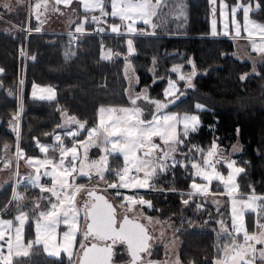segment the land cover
I'll return each mask as SVG.
<instances>
[{
    "label": "trees",
    "instance_id": "1",
    "mask_svg": "<svg viewBox=\"0 0 264 264\" xmlns=\"http://www.w3.org/2000/svg\"><path fill=\"white\" fill-rule=\"evenodd\" d=\"M13 1L0 0V5ZM225 1L229 5L237 2ZM260 3L261 8L253 10L251 16L264 22V0H260ZM211 8L209 0H168V6L159 9L157 16L152 18L155 27L152 24H138L139 31L143 27L141 31H156L155 34H137L132 37L120 33L118 40L109 33L101 38L95 34H84L78 35L77 42L73 44L70 43V35L62 28L39 27L32 18L30 20V26L35 31L29 34L32 60L27 66L24 86L26 101L20 136V148L26 153H38L36 140H51L59 131L63 133L67 143L83 137L90 126L98 124L101 106H132L128 95V66L138 78L135 92L140 93L145 87L151 99L171 100L172 97H164V88L170 77L177 78L178 98L164 110L195 101L205 105L204 110L200 111L202 123L197 131L190 133L187 138L181 137L185 140L184 144L170 153L178 162L175 173L169 174L158 169L151 178L158 189H165L144 193L145 199L152 202V207L144 206V210L172 223L176 228L180 239L181 264H215L224 252L221 246L237 242L242 236L234 235L230 239V235L225 233L231 221L227 195L221 196L222 206L217 208L212 200L218 196L217 193H199L187 199L188 194L182 192L191 189L194 179L192 163L189 162L191 159L202 160L204 153L214 142L228 153L233 143L240 140L243 148L234 155L245 169L238 175L240 191L243 194L259 193L264 196V60L253 71V64L239 58L235 52V39L223 35L208 36L212 31ZM216 8L217 15L219 13L217 6ZM106 10L111 12L110 4H106ZM0 13L12 20V15L6 9L0 7ZM87 14L92 17L100 12L95 10ZM101 20L108 26L107 32L111 31L114 21L120 22L118 17L111 16L102 17ZM27 23L25 0L19 6L17 24L25 27ZM95 24L92 20L89 21L83 31L91 30ZM98 24L101 25V22ZM1 28L0 68L4 71L0 73V154L8 148L15 153L17 139L13 123L17 121L14 117L19 116L16 110L19 108L21 85L18 46L26 35L20 28L3 19H0ZM70 28L69 30L75 29L74 25ZM128 39L132 40L135 51H116V46L128 48ZM108 47L116 51L110 58L103 56V51ZM154 61L155 67H152ZM193 64L194 87H188L184 81L179 80V75L187 76L192 73ZM174 67H179L180 73L172 72ZM242 76L246 78L241 79ZM35 83L54 85L57 96L43 100L31 96L30 87ZM146 104L147 101H144L142 107ZM71 117L81 123L86 122L85 128L75 138L64 134L69 128L78 125L71 122ZM197 148L203 149V152L196 151ZM55 153L59 154L58 151ZM122 166V157L111 155L104 172L108 181L99 183L117 181L112 168L118 167L120 170ZM93 179L95 180L87 176L78 177L79 183L83 185L90 184ZM21 188L23 197L30 202L41 200L45 193L40 187L28 184H23ZM214 190L223 189L218 187ZM106 191L116 200L121 199V196L116 195L117 189ZM14 194L12 184H5L0 189V208L9 204ZM185 198L187 204L184 203ZM200 204L203 207H199ZM258 211L261 218L264 217V211L260 208ZM253 217L254 215L250 217L252 222L249 221L251 230ZM84 224L85 222L83 227ZM153 250L154 256L164 255L162 244H158ZM80 251L79 248L77 255ZM123 255L120 253L121 259ZM21 259L28 261V264H67L63 260L46 256L42 251H35L30 259Z\"/></svg>",
    "mask_w": 264,
    "mask_h": 264
},
{
    "label": "snow or ice",
    "instance_id": "2",
    "mask_svg": "<svg viewBox=\"0 0 264 264\" xmlns=\"http://www.w3.org/2000/svg\"><path fill=\"white\" fill-rule=\"evenodd\" d=\"M25 0H15L16 5L24 4ZM212 5L211 14L215 17L217 12V0H209ZM70 4L71 0H56V4ZM84 10L95 11L99 10L100 16H92L93 23H100L102 17H118L122 22V26L127 29L128 32L135 33V23L137 21L142 22L144 25L152 24V18L157 16L158 10L162 7L168 6V0H81ZM106 4H110L111 12L106 10ZM221 14L224 20V34H228V19L229 14L235 23V35H241V24L235 20L236 14L242 11L244 19V30L248 37H254L258 35L260 42L257 43L255 39L252 40V50L264 56V23H257L250 20L249 14L255 9L261 8L260 0H237L236 3L229 5L225 0H220ZM3 9L13 11V4L4 3L0 5ZM35 9H39L41 5L35 4ZM38 18V17H37ZM2 19V17H0ZM131 21V23H126ZM87 22V19L85 20ZM155 27V24H152ZM121 25H113L111 31L113 33H120ZM82 27H77L76 32H82ZM103 31V29H101ZM212 34H216V21L213 20ZM129 52L132 49V40H128ZM112 55L111 50L108 51L107 58ZM35 59V57H33ZM191 63V62H189ZM264 63V62H262ZM193 72L187 76L180 74L179 80L184 81L188 87H194L192 84V77L195 75V65H192ZM4 70L0 68V73ZM174 73H180L179 67L171 69ZM255 71V69H253ZM246 76H242L241 79H245ZM168 87L165 89L164 97H172L171 100L162 101L160 99H151L147 95V89L144 90L142 95H137L131 98L130 102L132 107L122 108H108L101 107L100 120L98 126L91 127L87 132L88 141H79L73 143L71 147H66L61 142L59 135L55 136V140L60 142L58 148H54V151L60 153L58 163L53 165L55 158H48L38 162L36 166L37 175L32 179L33 184H36L40 180L39 168L40 166L53 165L52 172H45V175L53 176V185L51 188L41 187V191H47L55 197V202L49 198L47 210L36 212L39 208V203L35 205V208H29L30 212H33L36 216L35 223V239L27 244L22 242V234L29 220L28 212L23 210V205L20 201L23 197L19 193H15L9 204L0 208V216L9 212V208L14 206L16 209L15 215L11 219H0V264H14V258H16V264H28V261L21 259L29 257L30 251L33 250L34 245L43 244L44 251L49 255L59 256L60 251L67 252L68 257L72 264H114V256L116 255L114 249L120 245H126V250L130 256L128 264H154L151 260V248L149 241L152 237L148 234V231L144 224L135 222L133 219H129L125 215L122 221L117 220L116 209L113 204L109 203L103 196H97L94 191L87 190L84 185L73 186L69 183V177L72 173L77 171L76 161L81 159L78 156L77 143L84 146L83 160H87V148L88 144H96L100 142L105 145L104 151L109 152H122L124 156L125 166L116 171L118 176V183H109V188H145L152 187L149 184V178L154 177L159 169L161 172L167 170L168 167H174L176 163L174 155L171 157V164L168 163L170 158V152L174 153L179 145L184 144L185 140L181 137L187 138L192 132H196L200 125V118L195 114L184 113L183 115L178 113H165L162 110L168 108L169 104L174 103L178 97L176 93L179 91L177 87L178 81L168 80ZM45 91V90H42ZM49 95H41L39 99H52L54 93L51 88L46 89ZM35 96V92H33ZM138 100H144L154 105L156 111L151 114V119H143V108L137 105ZM197 110H204V106L197 103L195 105ZM108 113L107 120L104 117V113ZM18 119V116L14 117ZM72 123L78 124L79 129H84L85 124L76 120L75 117L70 118ZM182 125V130L178 131V128ZM72 137L79 136V131H72L67 133ZM155 137L163 142L167 146L168 150L161 148L160 144L154 141ZM42 152H47L49 146L42 145L37 141ZM110 146V147H109ZM195 148V146H193ZM5 148L7 146L5 145ZM196 151L203 152V149L197 148ZM160 154L157 155L156 153ZM139 153V155H138ZM23 153L17 147V156H21ZM226 154L219 151V146L214 142L212 146L207 150V158L201 163L193 162L191 167L196 170V175L202 177L209 184L215 179L223 182L228 188L229 192L236 191L238 185L235 183V175L243 173L244 168L235 167V161L221 159ZM70 156V160L65 162V157ZM32 159H29V163H32ZM10 163V162H9ZM226 164L228 169L232 172L225 178L220 171L215 167L216 164ZM107 158L101 157L98 161H92L85 165L81 164L79 174L88 176L93 168L96 169V175L103 179V170L106 169ZM85 167L89 169L85 172ZM57 169H60L57 172ZM132 171L136 173L143 172L144 177H133ZM191 187L198 192L207 191L206 186H202L197 183H193ZM85 191L87 196L94 197L91 203L85 201L83 204L84 214L83 219L85 221V231L82 233L83 240H87L89 236L94 241L90 245L81 242L79 248L82 252L76 255L71 250L75 247L76 235L78 232V225L80 223L79 217L81 213L76 207L75 196L77 193ZM254 192V190H253ZM117 196L121 193L117 192ZM130 207L126 211H134L131 206L146 205L152 207L150 200H145L142 196L139 198L135 196L127 197ZM260 204H257V201ZM67 203V207L64 205ZM188 203L187 200L184 201ZM123 207V205H121ZM260 208L264 211V196L257 197L252 195L244 200L240 204V210H237L236 201L233 200L232 216L233 226L236 229V233L243 232V244L234 243L232 245V251L229 253V245L225 244L224 258L218 259L215 264H264V217L258 218L254 224V229L259 231H253L249 234L243 221V210L248 209L253 213L256 209ZM149 222L151 218H147ZM239 221V224L236 222ZM18 222V223H15ZM63 223L68 226V231L63 233V246L53 245L51 242L56 240L57 228ZM236 233L229 236L231 239ZM103 242V243H98ZM251 242V243H249ZM256 245L261 247L258 249ZM6 249V254H5ZM143 253L148 256L147 261L142 258ZM176 264H180L177 260Z\"/></svg>",
    "mask_w": 264,
    "mask_h": 264
},
{
    "label": "rangeland",
    "instance_id": "3",
    "mask_svg": "<svg viewBox=\"0 0 264 264\" xmlns=\"http://www.w3.org/2000/svg\"><path fill=\"white\" fill-rule=\"evenodd\" d=\"M90 2H91V0H90ZM37 3H39L41 5V7L38 10L35 9V7H34L35 4H37ZM14 4L16 5L15 2H14ZM216 6L218 7V13L219 14L215 15V17L212 16V18H211L212 25H213V20L216 21V34L215 35L216 36H219V35L222 36L223 35V36H226V37H230L231 39H235L237 41V43H236V51L235 52L237 53L238 57L243 59V60L250 61L253 64V69L256 70L258 63H260V62H262L264 60V56H261L259 53L253 51L251 45H252V40L253 39H255L257 41V43H259L260 42V37L258 35L254 36V37H251V38L248 37L247 35L245 36V34H247V33H246V31L244 30V27H243L244 19H243L242 12L237 13L236 17H235V20L238 21L241 24V35L240 36H236L235 35V27H236V25H235V23H233V19L231 17V14H229V19H228V24H229L228 34L225 35L224 33H222V31L225 32V29H224V20H223L222 14H221L220 0H217V5ZM254 10H256V9H254ZM87 12H89V11H87ZM87 12L84 10V7H83V4L81 3V0H71V3L67 4V5L64 4V3L56 4V0H27V16H28V18H32L39 27L62 28L65 32H67L70 35V39H71L70 43H72V44L77 42V36L75 34V32H76L75 29L77 27L85 28L86 23L91 21V17L87 14ZM96 16H100V14H98ZM249 16H250V18H252L254 20H257V19H255V18H253L251 16V13H250ZM86 19H87V22H85ZM257 21H259V20H257ZM126 23H131V21H128ZM139 23H142V22L137 21L135 23L136 31L137 30L139 31V29H138V24ZM257 23H264V22L259 21ZM73 25H74L75 29L69 30V29H71L70 27H72ZM113 25H121L120 32L124 30L125 33H122V34L128 35V36H132V37H135L137 34L143 35V34H155L156 33V31H150V32L141 31L142 28H143L142 27L139 32H136L134 34H129V33H126L127 29L122 26V22L121 21L120 22H116ZM101 26H102L103 31L98 30L97 27H95V26H94V28H92L89 31L92 32V33H95V35H97V36H99V38H101L102 36L105 35V31L106 32L108 31L107 27L105 25V21L101 20ZM66 28H69V29H66ZM146 28L151 30V28L148 27V26ZM108 33L112 34L113 36H115V38H114L115 40H118L117 37H118V35L120 33H113L112 31H109ZM215 35H213L212 31H211V33L208 36H215ZM19 46H20V43H19ZM116 47H117L116 51L124 50L123 53H126V51L129 49V47L127 48V46L122 47L123 49H121L118 46H116ZM109 50H111V52H112L111 56H113L114 52H116L114 48L108 47V49L103 51V56L104 57L107 58ZM18 61H19L20 65H21V77H20L21 85L19 87V89H20L19 108L16 110V113L19 115L18 116L19 119H17V121L15 120V122L13 123V126H15V129H16L15 133H16V139H17L16 140L15 153H13L10 150V148L4 149V151L8 150V153H5L4 151H2L1 154H3L2 158H4V165H3V159L2 158H1V163L2 164L0 165V168L3 169V167H4L5 170L8 171L9 178H10V180L12 179V181H10L8 183L12 184V186H15L16 184H19V183H17L18 181L22 182L23 180H27V181L32 182V179H30V178H34L37 175L36 166H37L39 161L44 160V159H48V158H55L54 161H53V165L55 163H58L59 158H60V153L57 155L55 153L56 151L53 150L54 148L60 146V142H57L55 140V136L56 135H59L61 137V142L63 143L64 146L71 147L73 145L74 141L75 142H79V141H86L87 142L88 141L87 132L91 129V127L98 126V124H99V121H98L97 125L90 126L87 129V132L83 135V137L76 138L71 143H67V141L63 137V133L61 131L57 132L52 137L51 140L44 141V140H38L37 139L36 143H37V141H39L40 144L49 146L48 151L47 152H42L40 150L39 145L37 144L38 149H39L38 153H35V154L34 153H26L25 150L20 148V143H21L20 136H21V129H22V121H21L22 119L21 118H23V116H22L23 112H24V108L23 107H24V103L26 101L25 100L26 93L24 92V86H25L26 77L24 79V75L22 74V62L19 60V57H18ZM29 62H28V64H29ZM155 63L156 62L154 61L152 67H155L154 66ZM126 74H127L128 79H129V87H128V95H129V97L130 98H134L137 95H142L146 88L145 87L142 88L140 90V93H136L135 92L134 87L138 83V78H137L135 72L133 71V69L131 67L128 66L126 68ZM170 79L178 81L177 78L170 77L168 80H170ZM167 87H168V84L166 83L164 91H165V89ZM177 87L179 88L178 84H177ZM49 88H51L53 90L54 98H55L57 96V90H56L54 85H50V84H42V85L41 84H37V83L33 84L30 87V95L33 96V92H35V96H33L35 98H39L41 95L47 96V95H49V93L46 91V89H49ZM42 90H45V91H42ZM147 93H148V90H147ZM54 98H52V99H54ZM143 102H144L143 100H138L137 101V105L138 106H142ZM197 103L203 105L204 108H205V105L203 103H201L199 101H195V102L188 103V104L183 103L178 108L162 110V111L165 112V113L171 112V113H178V114H181V115H183L184 113L198 115L199 118H200V125H201V123H202V117H201V114H200L201 110H197L195 108V105ZM101 107H103L105 109H108V108H122V107H132V106H124V105H122V106H120V105L119 106L118 105L117 106H107V105H104V106H101ZM151 114H152V112L149 113V114H146L144 118L145 119H151ZM100 115L101 114L99 112V120H100ZM104 117L107 120V117H108V113L107 112L104 113ZM181 130H182V125L178 128V131H181ZM72 131H79V133H80L81 129H79L78 125H74L73 127H71L68 130H66L64 132V134L67 135V133L72 132ZM70 137L73 138L72 136H70ZM154 141L157 144H160L161 148H164L165 150H168L167 146H165L163 144V142L159 139V137H155ZM14 143H15V141H14ZM216 144L218 145V143H216ZM76 146L78 147V156H80L81 159H78L76 161L77 171L72 173V176L69 177V183L72 184L73 186L80 185L78 183L77 179L80 176H84V175H80L79 174V169H80V166H81L82 163L87 165V164L91 163L92 161H98V160H100L101 157H105L106 156L107 164H108L110 156L113 155V154H116L118 157H122V162H123L122 168L125 166L124 156H123L122 152H109V153H106L104 151L105 145L101 144L100 142H97L96 144H92V143L88 144V148H87V157H88V159L86 161L83 160L84 146L79 144V143H77ZM242 146H243L242 142L240 140H237V141H235L233 143V145L231 146L230 151H228V153L225 150H222V148L219 147V151L226 154L224 157H222V158H224L223 160L235 161V165L234 166L242 168L241 163H239L236 160V157H234V155L236 153L241 151ZM17 147L21 150L23 155L17 156ZM170 153L172 154V152H170ZM156 154L159 155L160 153L157 152ZM138 155H139V153H138ZM31 158H35V159H32V163H29L28 161ZM206 158H207V152L204 153L202 160L200 159V161H197V160L191 159L189 162H191V163H193V162L201 163ZM68 160H70V156L65 157V162L66 163L68 162ZM53 165L40 166V168H39L40 180L37 182V184L44 185V183H46V184L50 185L49 187L46 186V188H51L52 187V185H53V176L52 175H45L44 173L46 171L51 173L52 169H53ZM215 167H216V169L218 171L221 172V174H223L225 176V178H227V176L232 172L231 169H228L226 167V164L221 165L219 163V164H216ZM84 170H85V172L89 171V169L87 167H85ZM117 170H119L118 167L112 168V171L115 172V173H116ZM59 171H60V169H57V172H59ZM104 172H105V170H103V179L102 180H104ZM193 175H194V179L192 180L191 185L195 182V183L200 184L202 186H206L207 191L213 190V189L218 188V187L223 189L221 191H223L225 193V195H227L226 201H227L228 208L230 210L231 222L232 223H233V216H232L233 200L235 199V201H236L237 210H240V204L244 200H246L248 197L254 195L253 193H247V194L241 193L240 187H239V184H238V175L239 174L235 175V183L238 185V189L236 191H232V192H229V190L226 187V185L223 182H220L218 180L214 179L209 184L202 177L196 175V170L195 169H193ZM87 177L89 179L95 178V180L96 179L100 180V178L96 175V169L95 168H93L91 170L90 174ZM138 177L139 178H143L144 177V173L140 172ZM151 178L152 177H150L149 179H151ZM95 180L93 179L92 182L87 180V181L90 182V184L85 185V188L88 189V190L97 189L99 191H101V190L105 191L99 185V183H97V181H95ZM112 182L113 183H118V180L117 181H112ZM20 185L22 186V184H19L18 186H20ZM97 185H99V186H97ZM104 188L106 189V188H109V187L106 186ZM117 190H118V192L123 194V196L120 195L121 199H119V200H116L115 197H114L115 200H113V199H111V200L113 201V203L115 201L119 202V205H118L119 207H121V205H123L122 208H125V206L130 207V205L128 203V200H127V197H129V196H135V197L139 198L137 193H136V191L133 190L132 188H123V189H121V187H120ZM182 192L188 194L186 196L187 199H189L191 195L199 194V193H196L195 189H193L192 187H191V189L188 192H187V190L182 191ZM204 192H206V191H204ZM15 193H19V195L23 197V194H22L21 191L20 192L16 191ZM81 193H82V191L80 193H77L76 196H75L76 207L79 210V212L81 213V216L79 217L80 223L78 225V232H77V235H76L75 247H73L71 249L73 251V253L76 254V255L78 253L79 244L81 242H83L82 241V231H83V223H84V220H83L84 207H83V205L81 203ZM105 193H107V195H109L110 198H111L112 195H110L107 191H105ZM42 195H44L43 198L38 197V198H41V200H34L33 202H31L32 203L31 207L23 206V210L25 212H28V215H29V220L26 222V225H25V228H24V231H23V234H22V242L25 243V244H27V243H29V242H31V241H33L35 239L36 216H35V214L33 212L29 211V208H35V205L37 203H39V208L36 209V212L38 213L39 211L47 210V206L48 205L45 206L44 204L45 203H47V204L49 203V198L52 200V202H55V197L52 196L51 193L45 191V193L42 194ZM117 197H119V196H117ZM143 198L145 199V196H143ZM186 198H185V200H186ZM145 200H147V199H145ZM25 203H27V202L24 199L20 201L21 205H23ZM259 204H260V201H259ZM64 206L67 207V203ZM144 206H146V205H143V206L142 205H135V206H131V207H133L136 211H139V212L143 211V212L149 214L147 211L144 210ZM199 207H203V204H200ZM9 210L10 211L8 213L3 214L2 216H0V219H11V218H13V215L17 214L16 213V209H15L14 206H11L9 208ZM252 215H254V213L252 211H250L248 209H244L243 210V221H244L245 227L246 226L250 227L249 226V221L252 222V218H250V217H252ZM142 218H143L142 219L143 223H145V225L147 226V228H149V230H151V231L153 230V232L156 233L157 229H158V235H157L158 237H159L160 229H164V232L168 235V238H166V240L167 239L169 240V237L171 236V232H173V238H175V241H177V246H178V243H179L180 239H179L177 230H176V228L174 227V225L172 223L168 224L166 221H164L162 219L154 218V217H151V216H150V218H151L150 222L147 219L148 216L143 215ZM15 223H18V222H15ZM236 223L239 224V221H237ZM68 230H69L68 226L63 224V223H61L59 225V227L57 228V230H56V232H57L56 240L52 241L51 243L53 245L63 246V244H64L63 233L65 231H68ZM234 243L243 244L244 243L243 234L241 236V240H239L237 242H233L232 244L229 245V250H228L229 253H231L232 245ZM249 243H251V242H249ZM224 245L225 244H223L221 246L222 249H224L223 248ZM35 251L36 252L37 251H42L46 256L52 257V258L57 259V260H63L67 264H72V262L70 261V259L68 257L67 252L61 250L59 256L49 255L48 252L44 251L43 244L34 245L33 246V250L30 251V253H29V257H26V258L30 259L33 256ZM5 254H6V249H5ZM172 255H174V249L170 248V250L166 254L168 260H172L174 258V256H172ZM224 255L220 259H223ZM165 264H172V262L171 261L170 262H165Z\"/></svg>",
    "mask_w": 264,
    "mask_h": 264
},
{
    "label": "flooded vegetation",
    "instance_id": "4",
    "mask_svg": "<svg viewBox=\"0 0 264 264\" xmlns=\"http://www.w3.org/2000/svg\"><path fill=\"white\" fill-rule=\"evenodd\" d=\"M6 29V28H4ZM3 30L2 28L0 29V31ZM1 86V85H0ZM142 107V106H140ZM143 117H145L146 114H149V113H154L156 111L154 105L150 104L147 102L146 105H144L143 107ZM145 119V118H144ZM88 190V189H87ZM92 191V189H90ZM87 197V194L85 191H82L81 193V203L83 205V203L85 202V198ZM110 198V197H109ZM114 199V196H111L110 200ZM92 198L90 197L89 198V203L92 202ZM119 202H114L113 206L115 207L116 209V215H117V220L118 221H122L123 217L125 215H127L129 217V219H133L134 221H139V223H142L145 225V223H143V215L145 216H148V217H154V218H158L157 216H154L152 214H147L145 212H139V211H126V209L128 208L127 206H125V208H122V207H119ZM169 224V223H168ZM85 225V224H84ZM147 231H148V234L152 237V239L148 242L149 245H150V248H151V260H156L157 262H159L160 264H165V262H172V264H176L177 260H179L180 264H181V259H180V256H179V243H178V246H177V241H175V238H173V232H171V236L169 237V240L166 238H168V235L164 232V229H160L159 231V237L157 236L158 235V229H157V232H153V230H149V228H147V226L145 225ZM85 228V227H84ZM83 243H86V244H89L91 242H93L94 240L92 239L91 236L88 237L87 240H83ZM158 244H162L163 245V251H164V255L162 256H154L153 255V252H154V248L158 245ZM170 248H173L174 249V258L172 260H168L166 254L168 253V251L170 250ZM81 250V249H80ZM116 250V257L114 258V263L115 264H126L128 263V261L130 260V256L126 250V245H120L118 244L115 249ZM82 252V250L80 251V253ZM120 253L121 254H124L122 256V259H121V256H120ZM177 254V255H176ZM142 255V258L147 261L148 259V256L146 253H143L141 254ZM177 257H176V256Z\"/></svg>",
    "mask_w": 264,
    "mask_h": 264
},
{
    "label": "crops",
    "instance_id": "5",
    "mask_svg": "<svg viewBox=\"0 0 264 264\" xmlns=\"http://www.w3.org/2000/svg\"><path fill=\"white\" fill-rule=\"evenodd\" d=\"M14 2H15V0L13 1V3H11V4H13V8H14V10L13 11H8V10H6L9 14H11L12 15V20H10V19H8V18H6L5 16H3V15H1V13H0V17H2V19L3 20H6V21H9L8 23H11L12 25H14L15 27H19L18 25H20V24H17V19H18V15H19V6L20 5H15L14 4ZM255 9V8H254ZM250 15V14H249ZM250 20L251 21H255V22H259V21H257V20H254V19H252V18H250ZM116 23V21H114V23L113 24H115ZM113 24L111 25V27L113 26ZM37 25V24H36ZM95 25H98L99 26V28L100 29H102V26L101 25H99L98 23H96ZM106 25V24H105ZM106 27H107V29H108V26L106 25ZM110 27V28H111ZM66 29H69V28H66ZM83 29H86V25H85V28H83ZM120 33H125V31L123 30V31H121ZM126 33H131V32H126ZM136 33V32H135ZM222 33H224L223 31H222ZM247 34H245V36H246ZM242 148H243V146H242ZM242 150V149H241ZM5 153H8V150H6V151H4ZM239 153V152H238ZM237 154V153H236ZM3 157V154H0V165L2 164L1 163V158ZM3 159V165H4V158H2ZM222 159H224V158H222ZM12 178V177H11ZM116 180V179H115ZM10 181H12V179L10 180V178H9V175H8V171L7 170H5V168L3 167V169L2 168H0V189L5 185V184H7L8 182H10ZM77 181H78V179H77ZM78 183H79V181H78ZM110 182H108L107 183V187H108V184H109ZM113 183V182H112ZM23 184H28V185H30V186H33V187H40V189H41V187H43V188H46V186H50V185H48V184H46V183H44V185H41V184H33V182H30V181H27V180H23L22 181V185ZM80 185H83V184H81V183H79ZM19 184H16L15 186H13V192L15 193L16 191H21L22 190V188H21V185L20 186H18ZM17 186V187H16ZM110 189H112V188H110ZM113 189H115V188H113ZM121 189H123V188H121ZM19 191V192H20ZM194 191V190H193ZM196 191V193H204V194H206V193H214V195H217L218 194V196L217 197H213L212 198V200L215 202V207H217V208H220L221 206H222V199H221V196L223 195V194H225L223 191H221V190H210V191H206V192H198L197 190H195ZM217 193V194H216ZM255 196H257V197H262L263 196V194H259V193H253ZM23 199L27 202V203H25V204H23V206H29V207H31L32 206V203L30 202V200L28 199V198H26V197H23ZM261 203V202H260ZM257 204H259V200L257 201ZM45 206H47L48 204L47 203H45L44 204ZM258 209L259 208H257L256 209V212L254 213V217H253V229L251 230V229H249V227H247V230H248V232H249V234H252L253 233V231H259V229H254V224L256 223V221H257V219L258 218H261V214H259V211H258ZM231 216V215H230ZM263 217V216H262ZM262 222H264V221H262ZM225 233H228L229 235H231V234H233V233H236V229L234 228V226H233V223L230 221V225H228L227 226V228H226V232ZM241 235L243 234V232L241 231V232H239ZM235 236H237L236 234H235ZM230 244H232V243H229V244H227V245H230ZM256 247L259 249L261 246L260 245H256ZM225 254V252H223V254H222V256H220L218 259H220V258H222L223 257V255Z\"/></svg>",
    "mask_w": 264,
    "mask_h": 264
},
{
    "label": "built area",
    "instance_id": "6",
    "mask_svg": "<svg viewBox=\"0 0 264 264\" xmlns=\"http://www.w3.org/2000/svg\"><path fill=\"white\" fill-rule=\"evenodd\" d=\"M95 27H97V26H95ZM22 30L25 32L26 35H25V40L20 43V47L18 49V57H19V60L22 62V74L24 75V79H25L26 73H27L28 62L32 60V56H31L30 51H29V34L34 32L35 30L32 29L29 24L26 27H23ZM88 33H92V32H90V31H82L79 33L75 32L76 36L84 35V34H88ZM69 40L71 41V39H69ZM175 160L177 161L176 158H175ZM168 163L171 164V156L169 158ZM176 165H177V163H176ZM175 166L174 167H172V166L168 167L166 172H168L170 174H174L175 173ZM131 175L133 177H137L138 173H136L135 171H132ZM149 184H151L152 187H145V188H139V189L132 188V189H134L139 196H143L145 191L155 189V182L154 181H152V180L149 181Z\"/></svg>",
    "mask_w": 264,
    "mask_h": 264
},
{
    "label": "water",
    "instance_id": "7",
    "mask_svg": "<svg viewBox=\"0 0 264 264\" xmlns=\"http://www.w3.org/2000/svg\"><path fill=\"white\" fill-rule=\"evenodd\" d=\"M128 40H131V39H128ZM132 51L131 52H129V53H133L134 51H135V49H134V46H133V43H132ZM172 104H174V103H171L170 105H172ZM169 105V106H170ZM83 130V129H82ZM97 183H99V181L97 182ZM102 184L103 183H99V185L100 186H102ZM99 185H97V186H99ZM92 191H94L95 192V194L97 195V196H103V197H105V199H107L108 200V202L109 203H111V204H113V202L108 198V196H107V194L105 193V191H103V190H101V191H99V190H97V189H92ZM89 196H87L86 197V199H85V201H88L89 202ZM92 199H94V197H91ZM135 222H138L139 223V221H135ZM85 227V226H84ZM85 231V228L83 229V232ZM93 242H97V241H93ZM93 242H91V243H93ZM91 243H89V245L91 244ZM98 243H103V242H98ZM79 254H80V252H79ZM78 254V255H79ZM153 262H154V264H160L159 262H157L156 260H152ZM76 264H79V262L77 261L76 262ZM115 264V263H114ZM126 264H128V263H126Z\"/></svg>",
    "mask_w": 264,
    "mask_h": 264
}]
</instances>
